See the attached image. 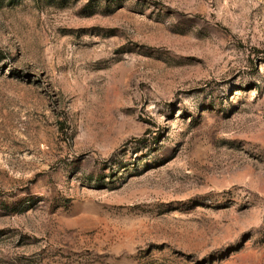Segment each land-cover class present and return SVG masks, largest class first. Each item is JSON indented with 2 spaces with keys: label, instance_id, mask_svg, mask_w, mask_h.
Here are the masks:
<instances>
[{
  "label": "rangeland",
  "instance_id": "obj_1",
  "mask_svg": "<svg viewBox=\"0 0 264 264\" xmlns=\"http://www.w3.org/2000/svg\"><path fill=\"white\" fill-rule=\"evenodd\" d=\"M0 264H264V0H0Z\"/></svg>",
  "mask_w": 264,
  "mask_h": 264
}]
</instances>
